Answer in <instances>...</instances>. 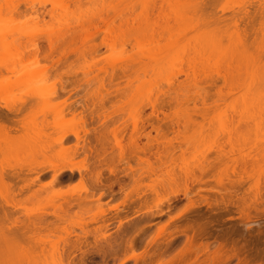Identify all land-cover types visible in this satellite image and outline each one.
<instances>
[{
    "label": "rangeland",
    "instance_id": "1",
    "mask_svg": "<svg viewBox=\"0 0 264 264\" xmlns=\"http://www.w3.org/2000/svg\"><path fill=\"white\" fill-rule=\"evenodd\" d=\"M35 1L22 0L21 2L14 0V5L17 7L15 8L20 12H16L15 15L14 11L13 15L11 13H7V15L11 14L17 17L20 14L17 21L13 17L12 19H15V21L10 20L9 15H1L7 18L0 20V52L6 53L5 57L3 56L5 54L1 55L0 53V78L5 76L4 79H7L13 74L8 72L7 67L4 66L12 65L13 62H21V68L14 74H23L28 69L36 73L42 69V71L44 70L43 75L41 74L43 78L40 75V78L38 76V79H36L37 81L55 80L58 82L63 81L64 84L61 87L58 83V99L50 98L48 95L36 97L39 91L34 85L17 87L10 94L3 96V99L11 102L28 99L35 104V108L42 106L44 110L47 109L48 119L52 121L54 113L52 109L46 108L45 104L70 98L71 101L75 100L74 105L77 108L79 107L77 109L79 111L82 109L81 105L86 104V96L92 102L95 101L99 104L106 94L115 93L111 97V102H107L106 108L97 107L93 110L96 121L92 125L100 129L102 128L101 122H104L109 129L123 127L125 131L123 133L124 142H122L128 143L131 134L134 132V121L133 118L131 119L130 113L140 112L143 116L141 118L144 120L141 121L145 125L147 123L145 118L151 112L153 103L168 95L176 97L181 101V104L177 106L178 116H176V120L181 123L183 132H181L177 142L175 141V145L179 146L180 144L182 150L179 147L177 148V161L173 165L170 174L174 175L173 178L175 176V178H181L180 175L186 169H197V172L199 162L209 158L212 161L219 152L234 156L237 158V165L234 162H229L228 165H222L217 173L221 174L225 183H228L230 179L235 180L243 175L246 182L240 187L239 195L245 198L243 199L246 205L243 202V207L246 214L245 212V215L239 214L236 207L231 208V213L219 211L217 208L207 206L204 200L201 201L200 197L195 196L196 203L204 202L202 206L194 209L195 214L179 215L187 204V200L182 194L183 182L181 186L179 183H177L178 185H171L169 172L166 173L165 170H160L156 175L145 177L141 181V187L134 189V191L131 190L129 197L133 196L135 198L133 200L136 202H126L124 203L126 205L123 206L124 192H120L118 185L114 188L115 194L108 195L109 197L105 196L102 202L100 201L101 208L111 210L110 213L112 214L110 216L115 215L116 208L114 209V207L116 206L119 210L124 207L125 210L131 211V213L123 212V214H120L122 219L125 216L128 217L122 225L118 220L113 221L109 227L103 228L102 221L91 224L87 228L77 223H67V230H60L55 235L49 230L40 231L37 235V237L40 236V239L37 240L40 243H35L32 241L30 234H24L23 232L9 234L4 228L5 225L2 226V222H0V261H12L14 264H63V262H66L65 256L62 254L63 240L71 237V233L74 231V233L81 234L85 228L92 229L96 236H103L104 233V235H108V238L113 237L124 240L134 237L136 241L143 239L147 241L158 234L160 239L158 241L161 242L173 237V239L175 238L173 247L163 257L158 260L155 259V262L153 260L154 263H150L161 264L170 257L172 258L174 252L176 253V249L186 240L185 234L181 233V228L189 225L192 221L195 223L196 221L193 219L201 217V221L198 220L200 225L208 226V229H210L211 234L207 235V238H210L211 241V251L219 242L215 236L221 231L228 230L232 232L231 240L233 241L237 240L248 246L261 241L262 243L260 242L258 249L263 256L252 259L249 264H264V58L261 61H255L249 58L246 59L245 54V56L242 55L246 58H241L238 54L239 50L237 53L234 52L237 46L236 38L229 33L221 36L219 49L224 47L222 51L217 49L218 52H214L215 54L212 53V50L207 52L205 45L208 44L213 48L212 44L214 43L212 40L217 38L214 33H207L208 30L207 32L204 31L206 29L204 26H202L204 29L201 25L195 27L194 24H197L195 23V17H198V11L194 0H83V2L80 0L82 2L80 5L78 4L80 1L75 4L77 0H61V2L60 0ZM53 1L65 5L63 7L66 11L63 10V7L60 9L59 6L56 10L61 14L67 12L64 15V17L67 15L66 19H62L61 14L59 12L57 14V11V17L61 16V19H59L60 17L56 19V16L52 19L49 14L41 16L44 18L42 19L40 15L37 16V12L32 13L33 15L24 12L28 9L26 7L32 5H36L35 8H38L41 12L49 10ZM253 1L256 4L258 3V0ZM248 2V0H207L206 3L207 10L214 14L231 16V13L238 11L244 3ZM27 4L29 6H25ZM43 6H46V8ZM97 13L99 15L104 14L103 16L107 17L106 21L91 20L94 18L93 14ZM72 14L83 15V17H80V19L74 18ZM70 16L74 19L71 17L70 20ZM67 18L69 20L65 21ZM106 26H109L107 30H110V32L104 31ZM106 38L107 40H104ZM105 41H108L109 44L115 41L114 43H118V45L114 44L113 48L108 46ZM50 44L57 46L56 48L59 50V52H55L53 58H51L52 56L47 58L44 55L39 56V59L36 58L38 60L32 58L34 56L31 55L33 47L38 46L41 50H48ZM220 44L218 43V45ZM26 46L29 50L24 51L23 49H26ZM6 47L12 50V54H10V50L8 53L3 52V48L6 50ZM64 50L69 51L68 56L61 54V51ZM17 51H21L23 54L20 55L21 52L18 54ZM56 59H61L58 66L56 63L53 64ZM123 69L127 71V77L117 78L123 72ZM14 76L16 78V75ZM12 78L13 75L10 79ZM89 78L92 80L91 83L85 84ZM131 79L136 80L134 85L125 86L127 81ZM211 80L216 81L218 88H209V81ZM83 82L84 84H80ZM172 85L174 87L171 88ZM216 90L219 93H216ZM206 94L208 97L206 104H204L202 97H205ZM145 104L148 107L145 108ZM96 112L101 114V121L98 118L99 115L95 114ZM111 112H116L115 116L112 119L103 120L102 116ZM66 115L67 120L59 128L60 131L81 130L83 128L79 119H73L71 114ZM142 122H138L139 126ZM146 125L145 127H147ZM88 126L91 127L90 123ZM150 128L148 126L141 132L146 133ZM152 133L156 134L154 131ZM169 136L175 138L174 134L170 133ZM108 138L111 139V142H109L111 145L108 147L110 148V146H114L112 145L115 143L114 136L110 133ZM75 142V137L70 135L65 140V145H71ZM139 142L144 145L147 139L142 136ZM243 160L247 162L252 160V162H255V166L249 165V163L248 170L245 172L244 167L242 168L244 165ZM21 162L23 165L26 159L14 158L8 161H0V170L3 164H12L17 167V164H21ZM85 162L81 153L65 159H53L41 163L43 167L56 166L58 168L73 165L85 172ZM30 163L33 164L31 161ZM51 173L50 171L43 181L48 180ZM259 179L262 182L263 192V197L260 196V198H263L261 200L254 199L257 196L253 192L254 183ZM83 182L82 178L77 175L63 186L52 188L48 186L47 191L44 190L48 194L43 195L42 200L27 201L22 206L32 211L51 210L55 207V204H58V201L60 202L58 198L50 199L55 193L57 194V191L58 193L66 192L74 195H81L82 193L84 195L85 183L83 184ZM127 182L126 187H131L133 181L127 178ZM229 188L232 189L231 186ZM166 208L165 213L159 214L161 209L166 210ZM246 209L249 211L247 212ZM135 210L140 212L134 215ZM217 212L220 213L221 220H218V217L216 218ZM203 222L204 224H202ZM123 226L126 231H124ZM164 226L166 230H164ZM161 231H163V235L160 233L161 236H159ZM207 238L204 240H207ZM90 240L93 241V238H90ZM142 242H138L136 249L127 248L126 251L122 250L118 253L117 258L110 257L108 259L109 263L119 264L127 257H132L134 251L143 252L146 243ZM93 254L89 255L88 261L91 259L89 261H92L91 264H95L97 260L101 263V256ZM205 258L206 256L203 254L199 256L200 261ZM237 260L234 257L226 264H237ZM125 264H136V261L128 259Z\"/></svg>",
    "mask_w": 264,
    "mask_h": 264
},
{
    "label": "bare ground",
    "instance_id": "2",
    "mask_svg": "<svg viewBox=\"0 0 264 264\" xmlns=\"http://www.w3.org/2000/svg\"><path fill=\"white\" fill-rule=\"evenodd\" d=\"M19 1L22 2V0ZM79 1L80 0H77L75 4ZM248 1V3H244L243 6L240 7L241 9L236 12L233 11L234 13H231V16H220L207 10V0H194L198 11V17H195L196 20L194 19L196 21L195 23H197L194 24L195 27H198L199 25H201V27L204 26L206 28L204 31L207 32L208 30L209 32L207 33H214L217 38L215 39L216 41L212 40L214 43L212 44L213 48L208 46V44L205 45L207 52H211L210 50H212V53H217V49H219L221 46V36L229 33L236 38L237 46L234 49V52L237 53L239 50L238 54L241 58H246L244 57L246 55V59L249 58L255 61L263 60L264 1L258 0L257 4L253 0ZM60 2H51V9L49 8V10H43L42 12L38 8H35L36 5L33 6L32 3L29 2L32 6H29V4L25 5L29 7H26L28 9H26L24 12L31 14L37 12V16L40 15V17L44 14H49L52 19L55 16L56 19L59 17V19H61V16L62 19H66L67 15L66 17H64V15L67 12L63 11L65 10L63 7L64 4ZM82 2L80 1L78 4L80 5ZM14 4V0H0V20H5L7 18H5L4 15L1 16L2 14L7 15V13H11L13 15L15 11L16 15V12L19 10L16 9L17 7ZM58 6L60 9L63 7V15L61 12L56 10ZM43 7L46 8V6ZM56 11L57 14L59 12L61 16L57 17ZM11 14H8L9 17H11L10 20L15 21L16 19L17 21V17L20 14L17 15V17L12 16ZM97 14H93L94 18L91 20H101L102 22L106 21L107 17L103 16L104 14ZM73 15L74 18L79 19L80 17H83V15L77 16L72 14V16ZM72 16H70V20ZM12 17L15 19L13 20ZM41 18L44 19L43 17ZM74 18L72 17V19ZM68 20L69 18H67L65 21ZM107 27L109 26L104 27V31L110 32V30H107ZM204 27L202 28L204 29ZM104 40H107V38ZM108 41H105L108 46H112L114 48L116 44L118 45V43H114L115 41H112V44H109ZM216 43L217 45L215 46ZM218 43L220 45H218ZM51 44L48 50H41L37 45H35L37 47H33V49L31 48V55H34L32 58L36 59L41 55H44V57L47 56V58L52 56L51 58H53L55 52H59V50L56 48L57 46L55 47V45ZM208 47L209 49L207 50ZM6 48V50L3 48V52L8 53L10 50V54H12V50L8 47ZM25 48L26 49H23L24 51L29 50L27 46ZM223 48H220L221 51ZM20 52L21 51H17L18 54ZM68 53L69 51L67 50L61 51V54L64 56H68ZM2 54H5L3 55L4 57L6 56V53H1V55ZM22 54L23 52L20 53V55ZM240 54L245 55L241 56ZM60 61L61 59H56V62L54 60L53 64L55 65L56 63L58 66ZM11 64L12 65L9 64L8 66L4 67H7L6 69L8 72L13 73V78L10 79L12 75H10V78L6 77L7 79H4L5 76L0 78V134L2 135H0V161H8L14 158H23L26 159V162H24L23 165L22 162L21 164L18 163L17 167H14L12 164H3L0 170V222H2V226L5 225L4 228H6L9 234H18L21 232L28 235L30 234L32 241L35 243H40L37 241L40 239V236L37 237L40 231L42 232V230H49V232L55 235L60 230H67V223H77L78 225H84L87 228L88 226H91V224L93 225L94 223L96 224L102 221L104 225H102L103 228L109 227L113 221L118 220L122 225L125 223L124 220L127 221L128 217L125 216L124 219H122L120 218V214H123V212L131 213V211L125 210L124 207L123 209L119 210V208L116 206L114 207V209L116 208L115 215L110 216V214H112L110 213L111 210L101 208L99 204L100 201L102 202V199H104L105 196H111L112 194H115L116 191L114 192V188L116 185H118L120 192H124L123 197L125 198L124 200L122 199L123 206L126 205L124 204L126 202H136L133 200L135 199L133 196V198L129 197L131 192L134 191V189L141 187V181L145 177L156 175L160 170H165L166 173L169 172L168 175L170 177L169 181L172 182H170L171 185H178L177 183H179L181 186V183L183 182L182 194L187 200V204L185 202L186 205L180 211L179 215H186V213L195 214V212H193L194 209L202 206L204 202L199 204L196 203L197 201L194 199L195 196L200 197V199H202L201 201L204 200L207 206L211 208H217L219 211L231 213V208L236 207L239 214H246L245 208L243 207L245 198L242 197V195H239L241 189L240 187L245 184L244 182H246V180L243 178V175L235 180L230 179L228 183H225L221 174L217 173L218 169L222 165H228L229 162H234L235 165H237L238 161L234 156H229L227 153L225 154L219 152L216 157H214V160L211 161L209 158L210 160L204 159L205 161L203 160L199 162L197 172V169H186L184 170L183 174L180 175L181 178H175L176 176L173 178L174 175L170 174L173 165L177 161V148L179 147L182 150L180 144L179 146L175 145L181 132H183L181 129V123L176 120V116H178L177 106L181 104V101H179L178 98L168 95L167 97L160 98L161 100L157 99L160 101L151 105V112L147 114L145 118L147 122V125H145L151 128L147 132L144 131L146 133L141 132L147 127H145L144 123L142 122L144 120L141 118L143 116H141L140 112L134 111L133 113H130L131 119L133 118L134 121V132L131 134L130 140H128L129 142H125V144L123 143V133L125 131L123 127H114L109 129L104 122H101L102 124L100 125H102V128L100 129H98V127L95 125H92L93 122L96 121L93 110L97 107L106 108L107 102H111V97H113L115 93L110 92L109 94H106L100 100L99 104L95 103V101L92 102V100L86 96V104L83 103L84 105H81L82 109L79 111L77 110L79 107L77 108V106L74 105L75 100L71 101L70 98L68 99L66 97H64L66 99H61V101L59 100L57 102L45 104L44 106L46 108L48 107L49 109H52L54 113L53 120L51 121L48 119L47 109L44 110L42 106L35 108V104L31 103L28 99H19L16 102H11L5 101L3 98L7 94H10L12 90L17 87H22V85H34L39 91L36 94V97H44L48 95L50 98L58 99V83L62 87L64 84L63 81H37L36 79H38V76L40 78V75L42 72H44L42 69L36 73L33 70L28 69L23 72V74L17 75L14 73L17 72L19 68H21L20 66L22 63L13 62ZM38 69L40 70V68ZM126 72L127 71L123 69V72L117 76V78L123 79L127 77ZM14 75H16V78H14ZM91 81L92 80L89 78L85 84H90ZM135 81L136 80L134 79L128 80L125 86H133ZM84 82L80 84H84ZM110 82L114 83L112 80H110ZM209 82V88L217 87L215 80H211ZM172 87L174 86L172 85L171 88ZM216 93L219 92L216 90ZM207 97V94L205 97H202V102L204 104L207 102ZM87 101L89 102L87 103ZM146 107H148L147 104H145V108ZM66 114H71L73 119H79L83 125V128H81V130H70L64 132L60 131L59 128L67 120ZM95 114H97V116L99 115L98 118H100L101 114L97 112ZM115 114L116 112L107 113L104 114L102 118L106 121L108 119H112ZM99 120L101 121L102 119L100 118ZM138 122H142V124L139 126ZM89 123L90 126L92 125L91 127L88 126ZM103 126L105 127L103 128ZM152 131H154L156 134H153ZM110 133L114 136L115 143L112 144L114 146H110V148H108L109 145H111V143L109 144L111 139L108 138ZM170 133L174 134L175 138L173 136H169ZM70 135L75 137L76 142L71 145H65V140H67ZM142 136L147 139V142H145L144 145L139 142ZM109 149L112 150L109 151ZM111 152L113 153L110 154ZM81 153L83 154L84 161H86L84 164L85 172H87L86 174H84L85 172H82L81 169L73 165H65L60 168L56 166H51L52 168L42 166L44 161L65 159L69 156H76ZM30 161L33 162V164L30 163ZM35 162L36 164H34ZM251 162H247L246 160L244 161L245 166L243 165L242 168L244 167L243 170H245V172L248 170L247 168L249 165L255 166V162ZM25 163L28 164L24 165ZM50 171L52 172L50 175L51 177L48 180L43 181L46 179ZM77 175L78 177L82 178L84 181L83 184L85 183L84 195L82 193L81 195H74L66 192L58 193L57 191V194L55 193L54 196L52 195L53 197L50 199L52 200L54 198H58L60 202L58 201V204H55V207L51 210L32 211L22 206V204L27 201L42 200L43 195L48 194L46 192V188L48 186H51V188L63 186L64 184L73 180ZM127 178L130 181H133L131 187L129 186L128 188L126 187L128 184V182L126 183ZM254 185L255 188L253 192L254 195L257 196H254V199H263L260 198L261 195V197H263L261 188L262 182H260V179L258 181L256 180ZM229 186H231L232 189H230ZM177 190L179 191L180 189ZM45 198L44 200L47 201ZM47 198L50 200L49 197ZM167 208L166 210L161 209L159 214L165 213ZM246 211L248 212L249 210L246 209ZM139 212L140 211L135 210L134 213H132L135 215ZM216 214H218L216 215V218L218 217V220H221L220 213L217 212ZM200 218H192L194 221H196L195 223L192 221L189 223V225L181 228V233L185 234L186 240H184V243L176 249V253L174 252V256H172V258L170 257L167 259V261L165 260L161 264H226L234 257L238 259L237 264H249L252 259L254 260L263 256L258 249V245L261 241H258L255 245L248 246L245 243L242 244L240 241L231 240L232 232L228 230L221 231V233L215 236L219 242L218 245H216L211 251V241L210 238H207L211 234L210 229H208V226L205 227L200 225ZM188 221L186 222L187 224ZM202 224H204V222ZM163 228L166 230L165 226ZM124 231H126L125 227ZM163 231L159 232V236L163 235ZM74 232L71 233V237L63 240L62 254L65 256L66 260V262H63V264H91L92 261L89 262L91 259L88 261L87 258L93 253L101 256L102 259L101 263L97 262V260L95 261V264H110L108 260L110 257L117 258L118 253L122 250L126 251L127 248H130L131 250L136 249L138 247V242L142 241V243H146V248H144L145 250L143 252L140 251L141 253L135 252L133 250L134 252L132 257H127L119 264H125V261H128V259H134L136 264H150L153 262V260L155 262V259L158 260L159 258L163 257L164 254L169 249H171V247H173L175 242V238L173 239V237L160 242L158 241L160 240L158 234L156 235L157 237L155 236L154 238L147 241H144V239L136 241L134 237H130L127 240L113 237L108 238V235L106 236L104 233L102 234L103 236H96L94 235L92 229L84 228L81 234ZM90 238H93V241H91ZM205 238H207V240H204ZM201 254L205 255L206 258L200 261L199 256H201ZM78 255H80V257L77 258ZM62 260H64V258H62Z\"/></svg>",
    "mask_w": 264,
    "mask_h": 264
},
{
    "label": "snow or ice",
    "instance_id": "3",
    "mask_svg": "<svg viewBox=\"0 0 264 264\" xmlns=\"http://www.w3.org/2000/svg\"><path fill=\"white\" fill-rule=\"evenodd\" d=\"M0 264H14V262L5 260V261H0Z\"/></svg>",
    "mask_w": 264,
    "mask_h": 264
}]
</instances>
